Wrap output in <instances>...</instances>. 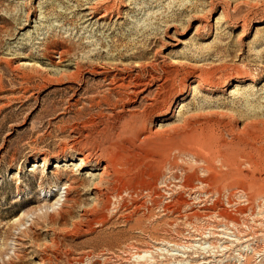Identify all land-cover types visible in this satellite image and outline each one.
<instances>
[{"label": "rangeland", "instance_id": "rangeland-1", "mask_svg": "<svg viewBox=\"0 0 264 264\" xmlns=\"http://www.w3.org/2000/svg\"><path fill=\"white\" fill-rule=\"evenodd\" d=\"M37 35L71 48L77 80L53 71L70 67L38 52ZM97 63L114 70L92 72ZM117 69L149 83L151 98L167 75L173 90L193 70L210 86L185 92L167 120L156 112L159 134L122 131L120 104H90L115 101L104 77ZM83 144L123 152L132 207L93 234L60 235L62 250L104 252L107 264H264V0H0V264L38 262V244L51 239L42 216L64 199L69 172H31L34 157L47 154L52 166Z\"/></svg>", "mask_w": 264, "mask_h": 264}, {"label": "bare ground", "instance_id": "bare-ground-1", "mask_svg": "<svg viewBox=\"0 0 264 264\" xmlns=\"http://www.w3.org/2000/svg\"><path fill=\"white\" fill-rule=\"evenodd\" d=\"M96 7L97 6H93V8L87 7L88 13L86 15L94 18L96 11H98ZM108 8V6L105 7V13L101 14L99 19L105 17ZM41 15L43 16V14ZM43 18L45 17L43 16ZM30 23L31 21H28L24 27L30 26ZM37 39L39 40L36 41L35 44H37L36 48L38 52L46 53L52 50L59 55L58 61L52 60L55 65L65 64L67 67H70V70L56 68L53 69V71L58 72V74L61 73V76L67 74L70 81L79 78L83 69L79 61L68 58L71 52L69 46L62 43L56 48L54 46L46 47L45 37L37 35ZM53 47L54 49H52ZM103 64L99 63L97 66H94L92 72L107 74L109 69H113L110 64ZM29 65L38 67L42 70L46 69L37 63ZM106 74L104 79L109 81V89L117 95V97L114 96L116 98H114L115 101L108 95L98 96L94 94L95 96L90 99V104L93 106H101L102 103H107V105H111L110 107H116L120 104L122 108L120 113L117 112L118 114H113L118 120V126L120 125V127H118L119 130H126V125L140 131H147L149 135H157L160 129L163 128L162 126H158L154 119L156 112H159L157 115L158 120H167L169 114L172 115L175 101H183L185 92L188 90L199 91L205 89L206 85L210 86L209 80L204 78L201 72L197 73L196 70H193L189 76L183 80L184 87L179 90H173V84L166 86L168 81L167 75L166 79L163 80V87L162 84H158L157 86V89L160 91L159 95L156 98H151V96L147 94L149 83L135 79V81L131 83L127 81L128 78L126 79V77L121 75L122 73L119 69H117L110 79ZM47 78H50L48 73ZM162 88L163 93L161 91ZM139 98L145 99L147 102L144 110L132 111L131 104L135 103ZM148 122L149 124L151 123L149 128H147ZM122 154L123 152H115L110 148H105L104 152H92L88 146L86 147L83 144V147L75 152H61L54 156L55 164L52 166L51 161L53 158L49 155L41 153L34 157L33 165L31 169H29L31 172H36L39 168H43V173L47 175L51 167L56 169V171H52L56 175L62 170L69 172V175L64 178L66 181V192L63 196L64 199L61 206L55 213L47 212L42 216V218L44 217L50 220L51 225L46 226L43 231L51 235V239L49 242L38 244L37 249L39 251V258L36 264H52V258L47 254V251L50 250H53L57 258L63 260L66 258V260L72 264L108 263V258L105 257L106 253L104 252L97 254L94 250H84L79 254H75L70 249L65 251L64 249L62 250L60 235L81 236L93 234L97 226H103L110 221L109 214L112 211L119 213L123 208L129 209L132 207H130L129 204L132 202H130V200H132L135 188L129 180L131 176L128 174L129 179H127V177L125 178L126 175H123L124 170L120 168L122 167V161L120 159ZM40 160H42V163H39ZM125 218L128 221L130 216L127 215ZM56 223L64 225L65 227H56ZM100 257L103 258V261L99 260ZM134 258L140 260L142 256L136 255Z\"/></svg>", "mask_w": 264, "mask_h": 264}]
</instances>
